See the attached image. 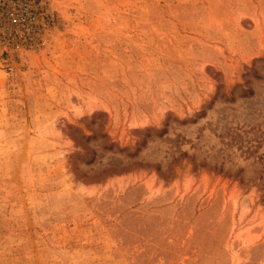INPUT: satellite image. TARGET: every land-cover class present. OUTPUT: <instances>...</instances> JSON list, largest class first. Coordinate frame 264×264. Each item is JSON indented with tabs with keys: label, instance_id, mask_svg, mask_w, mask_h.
Returning a JSON list of instances; mask_svg holds the SVG:
<instances>
[{
	"label": "rangeland",
	"instance_id": "obj_1",
	"mask_svg": "<svg viewBox=\"0 0 264 264\" xmlns=\"http://www.w3.org/2000/svg\"><path fill=\"white\" fill-rule=\"evenodd\" d=\"M0 264H264V0H0Z\"/></svg>",
	"mask_w": 264,
	"mask_h": 264
},
{
	"label": "trees",
	"instance_id": "obj_2",
	"mask_svg": "<svg viewBox=\"0 0 264 264\" xmlns=\"http://www.w3.org/2000/svg\"><path fill=\"white\" fill-rule=\"evenodd\" d=\"M204 116H205V113H202V112H201V113L199 114V118H203ZM162 133H165V130H163ZM143 146H144V142L141 144V147H143Z\"/></svg>",
	"mask_w": 264,
	"mask_h": 264
}]
</instances>
